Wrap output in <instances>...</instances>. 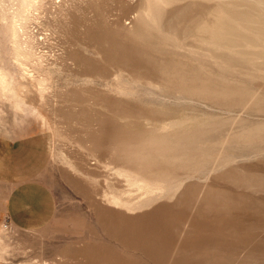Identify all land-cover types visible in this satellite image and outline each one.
<instances>
[{"label":"rangeland","instance_id":"1","mask_svg":"<svg viewBox=\"0 0 264 264\" xmlns=\"http://www.w3.org/2000/svg\"><path fill=\"white\" fill-rule=\"evenodd\" d=\"M0 71L56 200L0 264H264V0H0Z\"/></svg>","mask_w":264,"mask_h":264},{"label":"crops","instance_id":"2","mask_svg":"<svg viewBox=\"0 0 264 264\" xmlns=\"http://www.w3.org/2000/svg\"><path fill=\"white\" fill-rule=\"evenodd\" d=\"M0 119V183L7 188L6 217L24 230L46 226L56 212L52 190L41 179L51 153L49 123L33 106L15 105ZM9 113V115L7 114Z\"/></svg>","mask_w":264,"mask_h":264},{"label":"bare ground","instance_id":"3","mask_svg":"<svg viewBox=\"0 0 264 264\" xmlns=\"http://www.w3.org/2000/svg\"><path fill=\"white\" fill-rule=\"evenodd\" d=\"M22 2H24V3H26V2H28V1H31L32 2V0H21ZM34 2V1H33ZM30 3V2H29ZM29 5H31V4H29ZM262 18V17H261ZM17 20V19H16ZM16 26V25H15ZM220 27V26H219ZM15 29H17V28H15ZM212 29V28H211ZM215 29V28H214ZM218 30V29H217ZM216 31V30H215ZM215 31L212 29L211 30V32H208V33H212V34H215L216 35V33H215ZM218 32V31H217ZM18 30L17 31H15V36L17 37V35H18ZM220 33V32H219ZM211 36V35H210ZM212 37H214V36H212ZM211 37V38H212ZM209 38V37H208ZM17 39V38H16ZM215 39V38H214ZM218 40V39H217ZM210 42V41H209ZM0 80L1 81H4L5 80V75L2 73V71H0Z\"/></svg>","mask_w":264,"mask_h":264}]
</instances>
